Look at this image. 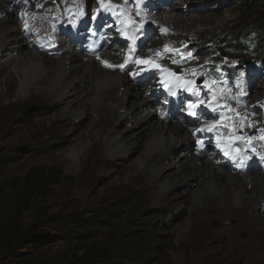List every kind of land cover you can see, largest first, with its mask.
<instances>
[{
	"label": "rangeland",
	"instance_id": "374dc122",
	"mask_svg": "<svg viewBox=\"0 0 264 264\" xmlns=\"http://www.w3.org/2000/svg\"><path fill=\"white\" fill-rule=\"evenodd\" d=\"M242 4L243 0H32L22 3L19 13L14 16L29 33L27 40L31 37L45 40L40 53L49 57L63 54H59L56 40L64 38V35L67 37L66 33L63 34L66 25L75 21L79 32L74 37L70 35L71 45L78 46L79 51L93 54L100 64L103 59L99 54L103 47L100 49L97 43L108 41L103 34L108 30L104 25L109 22L111 30L107 36L116 39L109 49L121 52L120 59L132 65L131 68L128 66L127 73L145 92L152 110L163 113L164 120L187 126L185 131H192V138L195 134L194 142H190L192 148L195 144L204 146L210 152L207 155L220 160L226 172L242 177L244 174H264V152L260 154L252 146L254 139L264 141V98H258L259 93H264V37H261V28L255 25L256 17L264 15V9L258 13L253 11V17H250L239 11ZM163 13H170L173 19L188 25L185 28H189V32L179 33L161 22L156 26L150 25L154 24L150 21L152 14ZM104 21L107 23L104 24ZM119 24L128 27L124 35L115 30ZM29 26L33 27L30 32ZM41 27H49V32L41 30ZM245 31L250 35L240 42L241 35L237 34ZM177 34L182 38L172 42L171 38ZM53 35H57L56 40ZM236 36L241 46L245 47L230 45ZM98 50L99 54L96 53ZM2 54L6 55L5 52L0 53V60ZM108 67L106 64L105 68ZM182 70L186 72L184 77ZM9 71L5 69L0 73V165H9L0 176V232L16 225L27 228L58 214L76 215L98 222L109 220L127 224L124 238L142 250L146 264H264V261L256 263L215 257L222 249L220 247H210L207 257H198L200 240H204L202 245L209 241L205 234L187 233L190 210L197 204L193 197L197 184L186 183L179 190L186 200L193 202L182 199L178 200L181 204H175L178 207L169 208L165 203L152 201L155 193L148 197L142 182L131 177L132 171L140 167V159L147 153V132L139 137L130 154L105 156L100 169H85V163L81 164L77 154L91 150L93 142L100 140L92 138L79 143V138L92 130L93 122L90 121L94 112L91 107L86 108L88 117H82L73 125L76 127L74 133L71 125L65 131L57 132L53 122L67 116L70 106L65 107V103L70 98L64 103L24 100L15 88L12 89L13 94L7 96L3 78ZM163 71L170 72L169 75L177 81H186L188 88L193 87L191 91H178L182 92L178 96L179 101L172 104L171 109L168 107L175 88L164 83L166 75ZM258 85L262 88L259 89ZM84 89V86L80 87L76 96L79 101L72 104L75 108L85 104ZM134 99L138 101V98ZM191 106L204 110V116L198 111L191 115ZM213 111L215 114H212ZM237 115L244 116L241 120L246 118L247 123H255L251 128H245L247 133L241 125L237 127L233 122L225 123L226 119ZM141 119V108L133 109L128 123L116 128L126 134L137 127ZM89 122L91 125L88 127ZM205 129L211 130L214 142L237 145L246 155L242 157L246 158L241 159L236 153L220 157L217 152L219 146L210 145L204 138L206 135L202 138L201 132ZM245 135L249 141H229ZM101 143L105 145L104 140ZM249 147L251 150L247 152ZM187 151L175 149L172 160L180 157L178 163L181 162V152ZM179 168L182 165L172 167L166 174ZM0 169L3 170L2 166ZM51 171L56 172L58 184L50 186L44 183L42 187L33 189L28 187L32 176ZM231 225L229 221L224 223L225 227ZM114 226H106L103 236L97 241L107 239ZM221 226L217 219L209 222L213 230ZM246 230L241 228L232 235L234 244L243 245L251 240L249 230ZM71 231L75 229L64 234L71 235ZM183 234H186L185 243L180 238ZM61 238L41 249L21 248L25 262L67 264L78 254L79 245L70 239H63V236ZM226 239L223 237L224 241Z\"/></svg>",
	"mask_w": 264,
	"mask_h": 264
},
{
	"label": "bare ground",
	"instance_id": "6f19581e",
	"mask_svg": "<svg viewBox=\"0 0 264 264\" xmlns=\"http://www.w3.org/2000/svg\"><path fill=\"white\" fill-rule=\"evenodd\" d=\"M28 1L32 0H0V53H6V55L2 54L0 60V73L5 69L10 70L6 72L3 78L7 96H11L13 94L12 89L15 88L22 94L24 100L32 99L44 103L54 100L58 103H64L65 99L70 98V101L65 103V107L70 106L67 116L53 122L57 132L65 131L68 126H73L82 117L87 118L86 108L91 107L94 112L90 121L93 122L92 130L83 134L79 138V143H83L85 139L96 138L100 140L93 142L91 150L80 151L81 153L77 154L81 164L85 163V169H100L105 156L118 157L130 154V149L137 144L139 137L147 134L149 136L147 153L144 158L140 159V167L132 171L131 177L142 182L148 197L155 193L152 201L160 204L165 203L169 208L178 207L176 206L180 202L178 200H186L185 195L179 193V190L184 188L186 183L194 182L197 184L193 196L197 200V204L190 210V224L187 227V233L205 234L209 241L202 245L204 240H200L201 252H199L198 257H207L210 247H220L222 249L216 253L217 256L215 257L222 256V258L234 261L256 263L264 261V174H244L242 177L233 175L231 172H226L220 160L209 157L207 153L210 152L204 146L195 144L192 148L190 142L195 138V134L192 138V131H185L187 126L172 123L168 119L164 120L163 113L159 114L152 110L144 95L145 92L133 82L127 73L128 66L131 68L132 65L130 63L125 64L124 59H120L121 52L109 49L112 44H115V40L113 36L108 37V33L103 34L108 39L107 42L100 41L101 46L100 42L97 43L100 49L103 47L100 54V50L96 52L102 57V64L96 62L93 54L79 51L78 46L71 45L72 38L70 35L74 37L79 32L78 23L75 21L66 25L63 34L66 33L67 37L64 35V38L57 37L56 40L55 36L57 35L52 36L57 42L59 54L62 52L63 54L58 57H49L47 54L44 56L40 51L46 43L45 40L31 36L27 40L29 33L25 32V27H22L18 23V17L14 16L19 13L18 10L22 3ZM151 16L150 21H153L154 24L150 25L156 26V23L158 25L161 22L163 26L173 27L179 33L189 32V28H185L188 25L173 19V15L170 13L152 14ZM103 23L106 24L107 22L104 21ZM109 26L105 25V29H108L105 32L111 30V26ZM28 28L30 29L29 32L33 29L30 26ZM48 28L41 27L40 29L48 33ZM115 29L124 34L128 27L118 25ZM47 37H51V35ZM181 38V35L173 36L171 41L174 42V39ZM45 51L49 50L45 49ZM106 64L109 65V69L105 68ZM169 74L170 72L165 73L163 71V75H166L164 83L175 88L173 95H171L172 102L168 107L171 109L172 104L179 101L178 96L182 92L178 93V91H191L193 87L188 88L186 81H177ZM185 74L186 72L183 71L182 76L184 77ZM81 86L86 88L83 91L85 104L80 108H75L72 104L79 101L76 96L80 92ZM184 86L185 89H183ZM257 87L262 88L260 85ZM258 95V98H264V93ZM130 98L132 99L131 102L129 101ZM134 98H138V101ZM255 101L256 98L253 102ZM137 108H141L142 114V119L137 122V127L132 131H127L126 134L117 130L116 127L128 123V116L133 109ZM191 110L193 111L192 114L197 111L203 116L205 114L201 108L194 109L191 107ZM243 117L237 115L226 119L225 123L233 122L237 127L241 125L247 133L245 128H251L255 123H247L246 118L241 120ZM90 122L88 127L91 125ZM202 130L197 131V134ZM74 131H76V127L73 126V133ZM145 132L147 133L145 134ZM210 133H212L211 130L206 131L205 129V132H201L202 138L206 135L204 138L210 145L219 146L216 148L220 157L236 153L241 159L246 158L242 157L245 153L240 151L237 145L216 143L211 138ZM246 136H237L229 141L240 142L239 140L243 139L249 141ZM130 139L134 140V143ZM102 140L105 141V145H102ZM252 146L260 154L264 152V141L254 139ZM175 149L188 150L181 152L183 153L182 161L179 163L180 157L172 160ZM250 150L251 147L247 152ZM178 164L182 165V168L166 174ZM186 201L193 202V200ZM212 219H217L221 223L222 226L218 230L209 227V222ZM227 221L232 223L230 227L224 226ZM241 228L249 230L251 240L243 245L234 244L231 239L232 235ZM184 237L186 238V234L181 235L180 238L185 243ZM223 237L227 239L224 241Z\"/></svg>",
	"mask_w": 264,
	"mask_h": 264
},
{
	"label": "trees",
	"instance_id": "16d2710c",
	"mask_svg": "<svg viewBox=\"0 0 264 264\" xmlns=\"http://www.w3.org/2000/svg\"><path fill=\"white\" fill-rule=\"evenodd\" d=\"M241 7L242 9L239 11H242V14L253 17V11L258 13L261 9H264V0H243ZM255 25L261 28L260 34L262 36L259 35L264 37L263 13L256 17ZM246 31L237 34L238 36L241 35L240 42L242 38H247L246 36L250 35V32L247 33ZM238 40L239 38L236 36V40L231 41L230 45L235 48L245 47L241 46ZM0 166L3 168V170L0 169L1 176L9 165L2 164ZM44 183L50 186L58 184L59 180L56 172L51 171L42 173L40 176H32L28 187L30 189L38 186L42 187ZM126 205L129 206V204ZM113 225L115 226L111 235L107 239L98 242L97 239L103 236V229L106 226ZM127 227V224H116V222H109V220L98 222L76 215L64 216L61 214L36 222L27 228L17 225L6 227L0 232V264L5 262L7 264H27L23 258V253L20 251L21 248L41 249L50 243L61 240L62 236L63 239H70L79 245L78 254H75L67 264H146L142 250L140 251L138 247L135 248L127 242V238H124ZM48 229H51L52 232ZM73 229L75 231H71V235L66 236L64 234Z\"/></svg>",
	"mask_w": 264,
	"mask_h": 264
},
{
	"label": "snow or ice",
	"instance_id": "6c2138e0",
	"mask_svg": "<svg viewBox=\"0 0 264 264\" xmlns=\"http://www.w3.org/2000/svg\"><path fill=\"white\" fill-rule=\"evenodd\" d=\"M165 49L167 50V45H165Z\"/></svg>",
	"mask_w": 264,
	"mask_h": 264
}]
</instances>
